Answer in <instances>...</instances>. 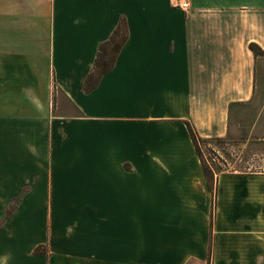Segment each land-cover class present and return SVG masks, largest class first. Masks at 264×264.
<instances>
[{"label": "crops", "instance_id": "0c3cea01", "mask_svg": "<svg viewBox=\"0 0 264 264\" xmlns=\"http://www.w3.org/2000/svg\"><path fill=\"white\" fill-rule=\"evenodd\" d=\"M175 1L0 0V264H264V173L189 132L257 95L264 0Z\"/></svg>", "mask_w": 264, "mask_h": 264}, {"label": "rangeland", "instance_id": "374dc122", "mask_svg": "<svg viewBox=\"0 0 264 264\" xmlns=\"http://www.w3.org/2000/svg\"><path fill=\"white\" fill-rule=\"evenodd\" d=\"M261 69L263 74L259 91L252 102L236 108L235 113L232 114L230 134L223 142L202 146L205 159L213 168L220 167L225 172L231 173H264V64ZM54 175L55 184L59 187L90 184L91 173H54ZM21 184V181L20 183L17 181L16 185H11L10 193L1 194V198L6 200L12 197L19 191ZM29 188L30 184L25 190Z\"/></svg>", "mask_w": 264, "mask_h": 264}, {"label": "trees", "instance_id": "16d2710c", "mask_svg": "<svg viewBox=\"0 0 264 264\" xmlns=\"http://www.w3.org/2000/svg\"><path fill=\"white\" fill-rule=\"evenodd\" d=\"M250 48L255 53L256 56H259L262 54V51L258 45L251 44ZM101 51H102V49H101ZM189 132H190L191 138L193 140L196 153H197V155L200 159V162L202 164L204 173H205L208 181L210 182V184H213L215 182V179L217 178V176L222 175V174L231 173V172H225L220 167L213 168L212 165H210L207 162V160L205 159V155H204L203 147H202V146L208 145L209 143L223 142L225 138H209V139L202 138L191 128V126H189ZM13 210H14V207H11L7 211V216L10 215L13 212ZM35 252H38V249Z\"/></svg>", "mask_w": 264, "mask_h": 264}, {"label": "built area", "instance_id": "2783aa9c", "mask_svg": "<svg viewBox=\"0 0 264 264\" xmlns=\"http://www.w3.org/2000/svg\"><path fill=\"white\" fill-rule=\"evenodd\" d=\"M175 5L183 8H188L190 6L189 2L184 0H176Z\"/></svg>", "mask_w": 264, "mask_h": 264}]
</instances>
